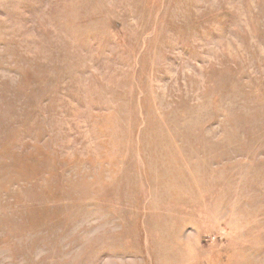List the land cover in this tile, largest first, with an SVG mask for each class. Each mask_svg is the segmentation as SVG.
I'll use <instances>...</instances> for the list:
<instances>
[{"label":"rangeland","instance_id":"obj_1","mask_svg":"<svg viewBox=\"0 0 264 264\" xmlns=\"http://www.w3.org/2000/svg\"><path fill=\"white\" fill-rule=\"evenodd\" d=\"M0 264H264V0H0Z\"/></svg>","mask_w":264,"mask_h":264}]
</instances>
